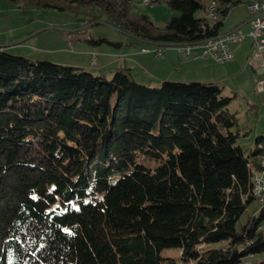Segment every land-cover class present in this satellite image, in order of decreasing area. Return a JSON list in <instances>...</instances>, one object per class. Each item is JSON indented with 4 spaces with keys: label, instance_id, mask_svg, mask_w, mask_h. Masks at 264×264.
<instances>
[{
    "label": "trees",
    "instance_id": "16d2710c",
    "mask_svg": "<svg viewBox=\"0 0 264 264\" xmlns=\"http://www.w3.org/2000/svg\"><path fill=\"white\" fill-rule=\"evenodd\" d=\"M9 1L190 44L220 35L245 0H211L215 20L196 15L202 0H164L178 14L163 27L132 0ZM130 74L0 48V264H177L168 247L193 264H244L264 253V204L236 226L257 199L264 136L249 152L237 143L249 131L216 81L153 85Z\"/></svg>",
    "mask_w": 264,
    "mask_h": 264
},
{
    "label": "rangeland",
    "instance_id": "374dc122",
    "mask_svg": "<svg viewBox=\"0 0 264 264\" xmlns=\"http://www.w3.org/2000/svg\"><path fill=\"white\" fill-rule=\"evenodd\" d=\"M202 1L209 5L213 4L211 0ZM250 1L245 0L229 9L223 18L221 35L233 31L240 25L247 32L250 23L246 21L254 13L249 7ZM132 3L137 13L149 14L160 27H163L172 15L178 14V11L172 9L164 0H152L149 5L143 0H132ZM205 14L206 11L203 9L196 12L198 17ZM104 18L105 16H102L97 22L87 21L82 15L76 16L71 11L26 7L9 0H0V44H7L6 48L14 54L82 66L95 74L107 76H110L118 66L124 65L125 62L129 63L128 53L140 51L142 47L149 52L161 48L151 43L134 42L132 36L109 26ZM99 37L121 41L123 44L117 47L107 41L100 43L89 41L90 38ZM179 46L165 47L168 52L165 57L150 53L158 68L154 72H158L156 75L148 71L143 75L142 69L136 66L135 71H131V77L140 83L153 85H160L163 80L216 81L223 86L225 94L234 96L229 108L237 113L241 127L249 131L248 134L238 136L237 143L249 152L256 145V137L264 136V91L256 90L255 70L248 63V55L253 50L251 38L246 36L231 41L233 58L225 61L216 60L209 55L194 59L193 56L181 52ZM166 59L169 61H165ZM177 65L179 69H176ZM262 206L263 203L257 197L238 219L237 229L240 230L250 216L257 215ZM260 229L264 235V219ZM223 244L222 241L209 246L220 247ZM163 253L177 258V264H193L192 260L182 257L178 248L168 247ZM246 262L264 264V253L250 254L243 261L244 264Z\"/></svg>",
    "mask_w": 264,
    "mask_h": 264
},
{
    "label": "built area",
    "instance_id": "2783aa9c",
    "mask_svg": "<svg viewBox=\"0 0 264 264\" xmlns=\"http://www.w3.org/2000/svg\"><path fill=\"white\" fill-rule=\"evenodd\" d=\"M143 2L149 5L152 0H143ZM249 7L254 10V13L252 19L249 21L250 28L247 32L240 26L224 35L220 34L216 37L199 41L188 46H179V50L186 55H193L194 50L198 49L200 50L199 54H194V57L209 55L216 60L225 61L233 58L230 42L249 36L252 41L253 50L248 55V63L255 70L254 79L256 90L261 92L264 91V4H250ZM206 17L209 20H215L218 17L217 5H208ZM162 50V48L156 50L157 56L162 55ZM93 60H95V58H93ZM261 163H264V157ZM257 172L262 179V187H257V189L253 190L264 192V171ZM261 202L264 204V199H261ZM247 264L249 263L247 262Z\"/></svg>",
    "mask_w": 264,
    "mask_h": 264
},
{
    "label": "crops",
    "instance_id": "0c3cea01",
    "mask_svg": "<svg viewBox=\"0 0 264 264\" xmlns=\"http://www.w3.org/2000/svg\"><path fill=\"white\" fill-rule=\"evenodd\" d=\"M158 46V45H157ZM165 47L168 46H162L163 50H162V55L159 57H165L167 56L168 52L165 49ZM145 49V50H144ZM198 51V52H197ZM198 49H196V51L193 52L194 54H199ZM182 52V51H181ZM113 53V52H110ZM148 53V54H145ZM150 53H156V50L149 52L148 49L146 48H141L140 51H132V53H128V60L129 63H126L124 65H120L118 67H128L130 68V72L131 71H135L134 67H139L142 69L143 71V75H146V72L148 71L149 73H152L154 75H156L158 72L154 73L156 71L157 66L156 63L153 61V56H151ZM167 53V54H166ZM184 53V52H183ZM150 54V55H149ZM193 55H189V56H193ZM194 57V56H193ZM206 56H198V57H194V59H199V58H205ZM165 61H169V59H166ZM128 62V61H127ZM180 67L177 65L176 69H179ZM151 75V74H150Z\"/></svg>",
    "mask_w": 264,
    "mask_h": 264
},
{
    "label": "bare ground",
    "instance_id": "6f19581e",
    "mask_svg": "<svg viewBox=\"0 0 264 264\" xmlns=\"http://www.w3.org/2000/svg\"><path fill=\"white\" fill-rule=\"evenodd\" d=\"M250 4H264V0H252L249 2V5ZM212 5H217V4L213 2ZM192 44L194 43L187 44V46ZM258 171H264V163H262V168ZM252 180H253V189H257V187H262V179L260 178L259 173L257 171H253ZM253 194L256 196V198L258 197L260 200L264 199L262 191L253 190Z\"/></svg>",
    "mask_w": 264,
    "mask_h": 264
},
{
    "label": "water",
    "instance_id": "95a60500",
    "mask_svg": "<svg viewBox=\"0 0 264 264\" xmlns=\"http://www.w3.org/2000/svg\"><path fill=\"white\" fill-rule=\"evenodd\" d=\"M251 19H252V16L246 22H249ZM107 24L109 26L113 27V28H116V29H118L120 31H123V30H121V29H119V28H117V27H115V26H113V25H111L109 23H107ZM123 32L127 33L128 35L132 36L133 38H135L137 40H140V41L146 42V43H151V44L158 45V46H179V45H184V43H181V42H153V41H149V40H145V39H140V38L132 35L131 33L126 32V31H123ZM222 35H224V34H222ZM24 39L25 38H23V40ZM7 46H8L7 44H0V48H6Z\"/></svg>",
    "mask_w": 264,
    "mask_h": 264
}]
</instances>
